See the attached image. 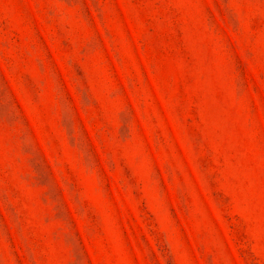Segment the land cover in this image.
I'll use <instances>...</instances> for the list:
<instances>
[{"label": "rangeland", "instance_id": "rangeland-1", "mask_svg": "<svg viewBox=\"0 0 264 264\" xmlns=\"http://www.w3.org/2000/svg\"><path fill=\"white\" fill-rule=\"evenodd\" d=\"M0 264H264V0H0Z\"/></svg>", "mask_w": 264, "mask_h": 264}]
</instances>
